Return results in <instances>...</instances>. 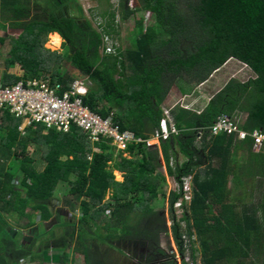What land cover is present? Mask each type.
I'll return each mask as SVG.
<instances>
[{
    "label": "trees",
    "instance_id": "obj_1",
    "mask_svg": "<svg viewBox=\"0 0 264 264\" xmlns=\"http://www.w3.org/2000/svg\"><path fill=\"white\" fill-rule=\"evenodd\" d=\"M77 1L0 0V84L48 79L60 85L61 95L77 76L65 70L68 66L88 82L83 105L111 117L120 132L129 131L141 142L120 151L109 139L91 142L74 125L68 132L41 123L19 130L23 118L1 108L0 153L16 158V165L3 169L0 160V264L49 263L44 253L50 250L59 252L57 264H68L71 244L85 264L100 252L96 244L107 247L97 264H116L109 252L119 247H126L137 264H176L174 255L160 248L159 231L167 229L163 213L151 221L166 178L179 187L169 193L168 206L182 264H188L186 245L191 264H197L198 253L201 264H264V144L253 151L250 138L208 131L225 115L240 119L246 132L264 134V0H137L136 10L129 8L130 0H118V14L106 0L96 28ZM138 11L153 12L154 24L143 28L136 21L132 48L116 47V18L124 23ZM8 26L20 30L10 34ZM48 36L53 48L62 40V52L44 48ZM105 38L114 53L102 52ZM229 60L254 77L228 80L199 111L173 108L178 134L147 145L170 89L176 86L187 95ZM16 65L20 76L9 72ZM29 145L41 152L40 171L28 156ZM114 171L122 181L114 179ZM187 176L192 177L188 203L180 189ZM61 193L73 219L75 207L79 210L76 222L53 221L50 201ZM180 199L183 214L177 220L173 205ZM22 231L29 244L20 243Z\"/></svg>",
    "mask_w": 264,
    "mask_h": 264
},
{
    "label": "built area",
    "instance_id": "obj_2",
    "mask_svg": "<svg viewBox=\"0 0 264 264\" xmlns=\"http://www.w3.org/2000/svg\"><path fill=\"white\" fill-rule=\"evenodd\" d=\"M104 39L105 52H114L112 45ZM59 84L51 85L48 79L18 82L13 86L2 87L0 84V109L7 108L15 118H23L24 127L35 123H41L46 128H54L59 132H68L71 125L76 126L86 133L91 142H98L102 139H109L116 150L123 151L127 143L141 142L131 132H120L117 126L113 125L111 117L102 118L93 113L83 105L82 97L86 94V83L83 80H74L67 84L66 90L61 95ZM186 110H194L191 104L178 101L169 108L162 107V117L158 129L154 132L153 138L157 141L166 140L171 135H177L171 110L174 107ZM19 127V130H22ZM210 136L226 135L236 140H252V150L259 151L264 144V134L259 130L246 132L241 129L238 121L222 115L208 128ZM150 145L149 141L146 142ZM191 176L182 179L180 189L183 200L189 202L191 199ZM177 188L178 185H177ZM181 199L176 201L173 209H181ZM182 210V209H181Z\"/></svg>",
    "mask_w": 264,
    "mask_h": 264
},
{
    "label": "rangeland",
    "instance_id": "obj_3",
    "mask_svg": "<svg viewBox=\"0 0 264 264\" xmlns=\"http://www.w3.org/2000/svg\"><path fill=\"white\" fill-rule=\"evenodd\" d=\"M106 0H78V4L81 6L82 10H83V16L85 19L87 20H90L92 22V25L93 27H97L98 26V23L101 22V19L97 16V14H99L102 10L106 9L107 7V4L105 2ZM109 4L115 8L117 11H116V14H118V0H109ZM128 6L131 10H136L138 8L137 6V2L134 1V0H130L129 3H128ZM133 19L134 21H143L144 23V27H147V26H150V25H153L154 24V13L153 12H135L134 15H133ZM116 21H117V24L119 26V32L117 35L113 36V41L119 46L122 47V49H130L132 48V41H133V34L135 33L134 31V26H135V22L129 20L127 22H121L118 18H116ZM143 26V25H142ZM20 30V26L18 27H10L8 26L7 28V31L8 33L10 34H16L18 31ZM132 31V32H131ZM134 32V33H133ZM0 35H3L1 32H0ZM110 45H111V42H110V39L107 41ZM61 44H62V40L60 42V45L57 47V48H53L51 46H49V36L47 37V42L46 44L44 45V48L47 49V50H50V51H57V52H62V48H61ZM116 45V47H117ZM6 48V47H5ZM4 48V49H5ZM66 67V65H65ZM0 70H2V63L0 61ZM65 70L67 72H70L73 76L77 75L76 78H79V79H83V80H86L85 77L81 76L80 74H78L74 69L70 68V67H66ZM10 73L16 75V76H20V74L22 73L19 66L16 65L14 68H12L11 70H9ZM243 72V71H242ZM225 72L223 71L220 76L218 75V78H220L222 76V74H224ZM242 79H247V76H243ZM88 82H86L87 84ZM238 121L239 123H241V120L238 119L236 120ZM22 128H24V126H22ZM23 130V129H22ZM152 144L155 143L154 142H151ZM2 150V148H1ZM27 153H28V156L30 158H32L33 160H35V165L37 167V170L40 171L43 166H44V161L41 159V152L39 151L38 147L36 145H29L28 148H27ZM18 159V158H17ZM0 160H1V164L3 165V169H7L8 166L11 164L14 166V163L16 165V158L14 159H11V158H6L3 156V153L1 154L0 153ZM115 173H113L114 175ZM15 184L17 185L18 184V180H17V177L15 178ZM116 180L117 181H120V178L119 176H116ZM176 190L177 189V184L173 181V180H166V183L163 187V194H164V197L156 202L155 204H153L152 206V212L154 213V215L156 216L155 219H151V221H156L157 219V216L158 214L157 213H160L162 212V217L164 219H166V226H167V229L164 231H159V234L162 235V248L169 252L171 254V251H172V254H174V258L176 260V264H182V259L181 257L179 256V253L177 252V249H176V245L173 241V238H172V233H171V225L173 223L172 219H171V214H170V211H169V206H168V195H169V191L171 190ZM64 194L61 193V194H58L56 196V198H53L52 201H50V209H51V212H53L54 214L55 213H59L61 210L59 209L61 207H63V213L64 214H68L67 210L64 211V206H63V201H64ZM107 200V198L105 199ZM60 210V211H59ZM77 213V212H76ZM76 213L75 214V217L76 218ZM183 214V211L179 208V209H174V215L176 217V219H180L181 216ZM63 215V214H61ZM66 216V215H64ZM64 216H59V219H61L60 221L63 222V221H68V222H71L72 221H76V219L73 220V218H69V220H65V217ZM68 217V216H66ZM158 221V219H157ZM94 223H91L90 222V225H92ZM95 225H92L91 227L93 228V230H95ZM181 227H183V223L180 224ZM40 230L39 229V235H41L40 233ZM62 232V230H58L56 232V234H60ZM91 233V232H90ZM41 239V238H40ZM88 239V238H87ZM21 239H19L20 241ZM23 240V239H22ZM196 240V236L194 235L193 236V241ZM39 243V241L35 242L34 244V249H36V246L37 244ZM187 243V241H185V244ZM194 246L196 247V249L198 250L199 249V245H198V242H195ZM120 251L122 250L123 253H125L127 251V249H124V247L122 249H120V247L118 248ZM48 254H50V257L54 258L55 256H58L59 255V252L57 251H49V252H46ZM44 253V254H46ZM116 254V262L118 264H124L123 261H128L126 260V258H120V256ZM120 255L123 256V254L120 252ZM78 260H74V264H82V262L80 261L81 258L77 257ZM184 262H187L188 264H191V260H190V257H189V253H188V250H187V245L185 246V258L183 260ZM196 263L197 264H201L200 263V256H199V253H198V256H197V259H196ZM35 264H47V263H43V262H40V260L38 262H35ZM51 264V263H49Z\"/></svg>",
    "mask_w": 264,
    "mask_h": 264
},
{
    "label": "crops",
    "instance_id": "obj_4",
    "mask_svg": "<svg viewBox=\"0 0 264 264\" xmlns=\"http://www.w3.org/2000/svg\"><path fill=\"white\" fill-rule=\"evenodd\" d=\"M134 1L137 2V0H134ZM140 12H147V11H140ZM131 21L135 22L133 18L131 19ZM143 23L144 22L142 21L143 28H146V27H144V24ZM118 32H119V30H118ZM53 34L57 35L56 33H53ZM60 42H61V40H60ZM113 43L115 45H117L114 41H113ZM119 47L122 48L121 46H119ZM123 50H125V49H123ZM223 71L225 73L222 74V76L220 78H218V75L220 76V74ZM245 75L247 76V79H242V77L245 76ZM253 77H254V75L252 74V72L246 66L241 65V64L235 62L234 60H229L220 69L216 70L209 77V79L206 82H204L201 85H199L198 87H196L194 90L191 91V93H189L187 95L181 94V92L179 91V89L176 86H173L170 89V91H169L167 97L165 98L164 102L162 103V107L169 108L172 105H174L175 103H177L178 101H183L185 104H191L193 106V109H196V110L199 111V110H201L206 105V103L209 101V99L216 92H218L222 88V86L228 80H230L232 78H236V79L240 80L241 82H245L248 79L253 78ZM242 117H241V119H242ZM154 141H155V143L152 144L151 142H154ZM149 143H150V145H156V146H158L157 141L155 139H153V138H150L149 139ZM179 161L181 162L182 161V158H180ZM160 171H162L165 174V168H164V166L160 169ZM113 173H115L113 175L115 180H116V176H119L120 181H122V174L121 173H119L117 171H114ZM167 179L170 180L171 178H166V180ZM171 180H173V179H171ZM171 191H169V193ZM59 207H60L59 209L61 211L59 210L60 211L59 213L58 212L55 213V214L53 213V217H52L53 221H54L55 218H58V221H59V216L66 215L62 211L63 210V207H61V206H59ZM65 210H67V212H68V214H67L68 219L66 218V220H69V218L71 217V213H70L71 210L69 209V207L68 208L65 207L64 208V211ZM74 213H76V218H74V219L77 220L78 215H79V210L77 209V207H75L74 211L72 212V215L75 217V214ZM160 213H162V212H160ZM61 214H63V215H61ZM64 217H66V216H64ZM165 225H166V219H165ZM52 226L53 225L51 224L49 226V228H46V230L51 229ZM33 229L36 230V227H33ZM91 229H93V228L91 227ZM54 230H55V232H57L58 230H62V229H61V227L56 226V227H54ZM88 231H89L88 233L90 234V232L92 230L91 231L88 230ZM22 232H23L22 234L24 235L25 238L19 237V239H21L20 240V243H22L23 245L24 244H29L31 242V238L27 236L28 234L26 233V231H22ZM89 237H87L88 238L87 240H89V242H90L92 240ZM96 245H97L98 250L100 252L95 253L94 256H92L90 258V263H92V264H95L94 262H96V264H97V262L103 260V256H102L101 252L107 248L105 245H102V244H96ZM122 248H120V249H122ZM125 248L126 247H124V249ZM50 251L53 252V250H50ZM67 251H68V255H69V263L68 264H74V260H78L77 257L81 258L80 261L82 262V264H85V259H84L83 253H81V252H75L73 250V245L72 244H71V247H69L67 249ZM120 252L121 251L120 250L118 251V249L117 250L115 249V250L110 251L109 252V254H110V260L113 261L114 263L118 264L117 262H115L116 261V258H115L116 257V254H118L120 256V258L122 257V258H126V260H128V261H123L124 264H137L135 260H132L130 258V256H129L130 254L128 253V251H126L125 253H122L121 252L122 254H125L123 256L120 255ZM44 257H49V259H50V262L49 263H51V264H57L55 261H57V258L59 257V255L58 256H55L54 258H52V257H50V254L46 253V254H44ZM36 262H38V261H36ZM49 263H47V264H49Z\"/></svg>",
    "mask_w": 264,
    "mask_h": 264
},
{
    "label": "clouds",
    "instance_id": "obj_5",
    "mask_svg": "<svg viewBox=\"0 0 264 264\" xmlns=\"http://www.w3.org/2000/svg\"><path fill=\"white\" fill-rule=\"evenodd\" d=\"M61 39V38H60ZM111 42V41H110ZM111 45H112V43H111ZM113 49H114V47H113ZM102 52H104V53H106L105 52V45H104V49H102ZM114 53V52H113ZM108 54V53H107ZM74 80H83V79H79V78H76V79H73V81ZM85 83L87 82V80H83ZM86 89H87V84H86ZM177 107V106H176ZM175 108V107H174ZM151 138H153V135H152V137ZM154 139V138H153ZM147 141H149V140H147ZM146 141V142H147ZM160 141V140H159ZM158 140H157V143L159 142ZM112 145V144H111ZM116 149V148H115ZM67 216V215H66ZM166 228H167V226H166ZM182 259V258H181Z\"/></svg>",
    "mask_w": 264,
    "mask_h": 264
},
{
    "label": "flooded vegetation",
    "instance_id": "obj_6",
    "mask_svg": "<svg viewBox=\"0 0 264 264\" xmlns=\"http://www.w3.org/2000/svg\"><path fill=\"white\" fill-rule=\"evenodd\" d=\"M162 235H160L159 236V241H160V248L163 250V252L166 254V255H168V256H170V255H174V254H172V251H171V254L169 253V252H167V251H165L163 248H162ZM130 256V255H129ZM174 260H175V258H173ZM175 262H176V260H175Z\"/></svg>",
    "mask_w": 264,
    "mask_h": 264
}]
</instances>
